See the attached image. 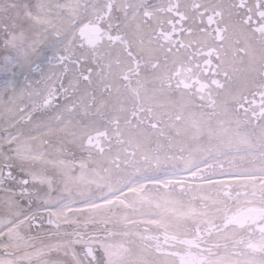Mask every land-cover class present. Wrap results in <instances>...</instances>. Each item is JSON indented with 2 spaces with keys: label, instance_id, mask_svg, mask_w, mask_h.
<instances>
[{
  "label": "snow or ice",
  "instance_id": "6c2138e0",
  "mask_svg": "<svg viewBox=\"0 0 264 264\" xmlns=\"http://www.w3.org/2000/svg\"><path fill=\"white\" fill-rule=\"evenodd\" d=\"M0 73V264H264V0H0Z\"/></svg>",
  "mask_w": 264,
  "mask_h": 264
},
{
  "label": "rangeland",
  "instance_id": "374dc122",
  "mask_svg": "<svg viewBox=\"0 0 264 264\" xmlns=\"http://www.w3.org/2000/svg\"><path fill=\"white\" fill-rule=\"evenodd\" d=\"M5 79V77H0V82H2Z\"/></svg>",
  "mask_w": 264,
  "mask_h": 264
},
{
  "label": "bare ground",
  "instance_id": "6f19581e",
  "mask_svg": "<svg viewBox=\"0 0 264 264\" xmlns=\"http://www.w3.org/2000/svg\"><path fill=\"white\" fill-rule=\"evenodd\" d=\"M0 76H4V74L0 73ZM54 227V226H53ZM63 227V226H62Z\"/></svg>",
  "mask_w": 264,
  "mask_h": 264
}]
</instances>
